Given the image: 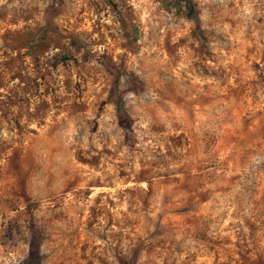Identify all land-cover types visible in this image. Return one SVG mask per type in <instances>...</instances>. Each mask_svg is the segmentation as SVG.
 Here are the masks:
<instances>
[{"label": "rangeland", "instance_id": "374dc122", "mask_svg": "<svg viewBox=\"0 0 264 264\" xmlns=\"http://www.w3.org/2000/svg\"><path fill=\"white\" fill-rule=\"evenodd\" d=\"M0 264H264V0H0Z\"/></svg>", "mask_w": 264, "mask_h": 264}, {"label": "trees", "instance_id": "16d2710c", "mask_svg": "<svg viewBox=\"0 0 264 264\" xmlns=\"http://www.w3.org/2000/svg\"><path fill=\"white\" fill-rule=\"evenodd\" d=\"M187 13L190 14V11H188Z\"/></svg>", "mask_w": 264, "mask_h": 264}]
</instances>
